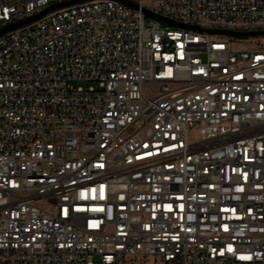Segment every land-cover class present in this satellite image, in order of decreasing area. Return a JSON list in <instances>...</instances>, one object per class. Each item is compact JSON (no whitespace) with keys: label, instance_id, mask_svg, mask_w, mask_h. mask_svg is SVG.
Wrapping results in <instances>:
<instances>
[{"label":"built area","instance_id":"built-area-1","mask_svg":"<svg viewBox=\"0 0 264 264\" xmlns=\"http://www.w3.org/2000/svg\"><path fill=\"white\" fill-rule=\"evenodd\" d=\"M127 1L0 34V264H264V34L149 14L261 30L264 0Z\"/></svg>","mask_w":264,"mask_h":264},{"label":"water","instance_id":"water-1","mask_svg":"<svg viewBox=\"0 0 264 264\" xmlns=\"http://www.w3.org/2000/svg\"><path fill=\"white\" fill-rule=\"evenodd\" d=\"M84 0H65V1H61V2H57V3H53L47 7H44L42 8L41 10H39L38 12L22 19V20H19V21H16V22H12V23H9V24H6L2 27H0V34H2L3 32L5 31H8L10 29H13V28H16L20 25H23L25 23H28L34 19H37L53 10H56L60 7H64V6H67V5H71V4H75V3H78V2H82ZM125 3H128L130 5H134L132 4L131 2L127 1V0H121ZM151 16H154L155 18L163 21V22H166L168 24H171V25H176V26H180V27H189V28H194V29H197L199 31H204V32H207V33H211V34H225V35H231V36H249V35H259V34H264V29H261V30H249V31H233V30H228V29H213V28H200L196 25H190V24H184V23H181V22H176V21H173L169 18H166L164 16H160L158 14H154V13H149Z\"/></svg>","mask_w":264,"mask_h":264},{"label":"rangeland","instance_id":"rangeland-1","mask_svg":"<svg viewBox=\"0 0 264 264\" xmlns=\"http://www.w3.org/2000/svg\"><path fill=\"white\" fill-rule=\"evenodd\" d=\"M146 89L153 90V87L151 85H146Z\"/></svg>","mask_w":264,"mask_h":264}]
</instances>
